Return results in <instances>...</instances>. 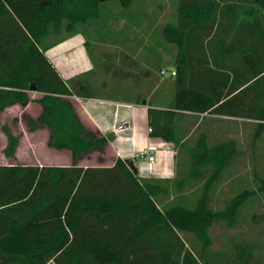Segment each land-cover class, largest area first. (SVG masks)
Returning a JSON list of instances; mask_svg holds the SVG:
<instances>
[{"label":"trees","instance_id":"trees-1","mask_svg":"<svg viewBox=\"0 0 264 264\" xmlns=\"http://www.w3.org/2000/svg\"><path fill=\"white\" fill-rule=\"evenodd\" d=\"M114 1L123 9L147 2L0 0V111L30 103V92L42 94V113L29 125L47 128L48 146L70 151L73 159L69 168L0 167V264H264L254 228L246 236L250 241L239 238L224 250L214 249L210 233L219 222L237 228L242 211L264 193V178L256 174L258 189H245L221 209L212 207L216 186L239 156L235 139L210 144L202 134L188 152L190 168L174 182L141 177L133 158H118L112 167H79L78 161L102 152L112 136L83 123L71 98L88 97L90 88L83 76L65 81L46 52L78 34L88 48L83 25L101 19ZM169 3L174 16L155 26L174 46V95L167 109L155 108L150 100V136L183 150L185 135L176 127L180 112H209L257 121L256 148L264 135V0ZM161 13L149 15L150 20L161 21ZM227 60H232L230 86H212L207 72ZM0 125L8 140L5 156L14 159L19 137L7 124ZM199 184L201 189H195ZM100 226L105 233L85 232ZM122 227L132 229L130 239L138 250L121 249L118 241L127 233L111 230Z\"/></svg>","mask_w":264,"mask_h":264},{"label":"crops","instance_id":"crops-1","mask_svg":"<svg viewBox=\"0 0 264 264\" xmlns=\"http://www.w3.org/2000/svg\"><path fill=\"white\" fill-rule=\"evenodd\" d=\"M123 42L128 45L121 46L120 50L115 53H112L106 45L99 44L97 48V54L100 53L98 56L103 64L108 60L117 61L115 69L105 65L99 67L97 63L94 65V58L89 53L86 38L82 34L75 35L46 52L47 57L65 81L83 76L84 85L90 88L91 95L88 97L75 96L71 98L76 101L83 123L103 136H112L102 152L96 150L78 161L79 167L85 169L88 167H112L118 158H133L136 160V167L141 177L170 182L179 181L181 179L180 172H187L190 168L188 152L202 134L207 136L210 144H214L216 141L212 143V139L223 141L235 138V122H257L229 115H214L209 112L181 111L176 127L182 135L188 134V137L183 139V150H179L173 143L161 138L151 137L148 120V110L151 107L149 102L153 99L156 102L155 108L167 109L168 104L173 100L172 82L175 76L172 75V72L175 69L169 67V79H164L163 77L167 73L163 74V69L160 71V68L155 70L149 67L150 64L155 63V59L151 58L148 51H141V47L135 45L137 43L135 38H127ZM230 65L232 68V60L223 62L220 68L213 65L214 71L207 72L206 76L208 80L210 79L212 86H218L220 82L222 84L228 82V86H230V81L233 78ZM197 69L199 72H204L203 66H197ZM228 86L223 89L225 92L228 91ZM160 87L162 92L155 96L156 90ZM223 124L226 125L225 130H223ZM197 129L199 130L198 135L190 140V135L192 136ZM151 148L155 152V162L149 165L143 158V152ZM69 153L72 158L70 151ZM95 153H99L98 162H102V164H80L86 158L90 161V157ZM198 198V194H195L194 200ZM172 199L173 196L168 201ZM95 219L92 223L96 224ZM86 227L90 228L88 225ZM93 231L102 234L106 232V228L100 226L85 232ZM119 232L127 233L125 238L118 241L124 245L120 246L122 250L139 249V244L130 239V235L133 234L131 228L122 227V229L111 230V233ZM147 248L149 249V247ZM49 264L55 263L50 262Z\"/></svg>","mask_w":264,"mask_h":264},{"label":"rangeland","instance_id":"rangeland-1","mask_svg":"<svg viewBox=\"0 0 264 264\" xmlns=\"http://www.w3.org/2000/svg\"><path fill=\"white\" fill-rule=\"evenodd\" d=\"M142 5L140 4L142 8L139 7L138 9H136L137 6L135 5L123 9L115 1L111 2L107 6L108 11L104 12L101 19L83 25L82 28L87 30L88 49L94 58L93 63L94 65L97 63L99 67L105 65L115 69L117 67L115 64H118L116 60H108L105 64L101 62L100 56H98L100 53L97 54L99 44L106 45L107 48L111 49L112 53H115L120 50L121 46L128 45L123 42L124 39L133 37L137 41L135 45L141 47V51H148L151 54V58L155 59V63L153 65L150 64L149 67L155 70L162 68L167 73L163 78L169 79L170 73L168 70L169 67L173 66L171 52L174 46L163 39L155 24L162 25L173 17V6H171L169 0H166L165 3L161 2V0H147L144 3L145 7ZM159 11L163 14L160 15L159 19L161 16L165 18L161 19V21L156 18L150 20V16L154 17V12ZM152 21H155V23H151ZM156 72L158 73V71ZM161 92L162 88L157 93L160 94ZM29 96L31 98L30 103L26 105L15 104L0 111L1 124H7L20 140L14 159L7 158L5 149L7 148L8 140L0 125V167L14 165L38 167L40 169L44 167H72L73 162L68 150H56L48 146L49 130L47 128L31 129L29 121L37 120L42 113L43 108L38 100L43 95L30 92ZM72 102L76 105L74 99H72ZM255 124L247 123L245 125L243 122H235L234 124L236 135L234 139L239 145V156L230 169L226 171L222 182L216 186L211 199L212 207L215 210L223 208L228 200L245 189H258L261 183L256 179V174L264 178V135L255 148L253 146ZM225 128L226 125L223 124V130ZM198 131L197 129L194 133L195 135H190L191 139H189L193 140L198 135ZM185 137H188V134H185ZM215 141L217 140H211L212 143ZM98 156H100L99 153H95L90 157V161L86 160L88 159L86 158L80 164H102V162H98ZM201 187L202 185L199 184L195 189L199 190ZM252 228L255 229L254 238L259 241V243L256 242V247H259L257 252L259 251V254L264 255V193H260L242 211L237 228L231 229L223 222L214 224L210 232L215 242L214 249H231L236 244L233 245V243L237 240L239 241V238H241V242L246 239L250 241L249 237L246 236L250 234V229ZM184 238L187 239V237Z\"/></svg>","mask_w":264,"mask_h":264},{"label":"built area","instance_id":"built-area-1","mask_svg":"<svg viewBox=\"0 0 264 264\" xmlns=\"http://www.w3.org/2000/svg\"><path fill=\"white\" fill-rule=\"evenodd\" d=\"M163 74H165L166 72L163 71L162 72ZM172 75L175 76L176 75V72H172ZM143 158H145L148 162L149 165H151L152 163L155 162V152L153 151V149H149V150H145L143 152Z\"/></svg>","mask_w":264,"mask_h":264}]
</instances>
